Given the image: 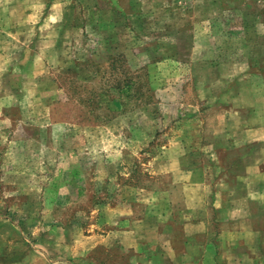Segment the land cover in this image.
Instances as JSON below:
<instances>
[{
	"label": "rangeland",
	"instance_id": "374dc122",
	"mask_svg": "<svg viewBox=\"0 0 264 264\" xmlns=\"http://www.w3.org/2000/svg\"><path fill=\"white\" fill-rule=\"evenodd\" d=\"M61 2L57 58L43 50L26 89L13 90L14 75L2 92L33 102L28 117L14 110L0 122V227L66 264L166 261L181 238L155 235L156 163L179 130L195 129L184 119L216 116L226 84L264 91V0ZM129 218L136 246L123 254L118 241L133 234L118 221Z\"/></svg>",
	"mask_w": 264,
	"mask_h": 264
},
{
	"label": "crops",
	"instance_id": "0c3cea01",
	"mask_svg": "<svg viewBox=\"0 0 264 264\" xmlns=\"http://www.w3.org/2000/svg\"><path fill=\"white\" fill-rule=\"evenodd\" d=\"M63 11L61 0H0V122L14 110L21 119L28 115L32 99L2 92L11 88L6 82L14 75L19 87L13 90L26 89V80L39 73L34 60L43 50L48 59L57 58ZM245 84L244 78L226 84L216 107L210 105L216 116L182 119L193 121L195 129L179 130L176 142L163 148L155 170L162 209L154 232L168 243L180 237L181 249L169 247V258L158 262L153 256L152 264H264V91L254 94ZM118 213L114 210V217ZM136 223L118 221L121 231L133 234L126 242L118 238L120 253L136 246ZM21 236L20 229L0 227V264H66L42 258ZM97 244L104 245V239ZM52 249V256L65 257L70 248Z\"/></svg>",
	"mask_w": 264,
	"mask_h": 264
},
{
	"label": "trees",
	"instance_id": "16d2710c",
	"mask_svg": "<svg viewBox=\"0 0 264 264\" xmlns=\"http://www.w3.org/2000/svg\"><path fill=\"white\" fill-rule=\"evenodd\" d=\"M115 60H117V58H116V59H113V60H111V61H110V65H114V64H115Z\"/></svg>",
	"mask_w": 264,
	"mask_h": 264
}]
</instances>
